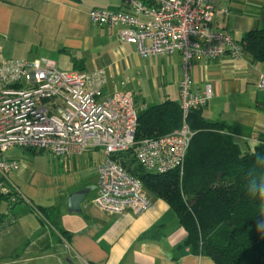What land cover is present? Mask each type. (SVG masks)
Instances as JSON below:
<instances>
[{"label":"crops","instance_id":"1","mask_svg":"<svg viewBox=\"0 0 264 264\" xmlns=\"http://www.w3.org/2000/svg\"><path fill=\"white\" fill-rule=\"evenodd\" d=\"M214 7L213 30L239 41L247 31L264 29V0H214ZM92 8L128 10L122 0H0V58H47L59 70H102L101 96L130 91L138 111L178 102L182 55L140 57L118 27L90 21ZM190 75L193 91L208 85L212 92L200 115L223 123L241 154L253 152L264 140V90L256 86L264 61L246 54L194 58ZM2 158L18 164L2 179L11 196L0 197V264H215L185 243L186 230L159 198L147 194L151 206L136 216L94 206L103 159L98 148L52 156L10 147ZM84 187L81 212H69L68 195Z\"/></svg>","mask_w":264,"mask_h":264},{"label":"built area","instance_id":"2","mask_svg":"<svg viewBox=\"0 0 264 264\" xmlns=\"http://www.w3.org/2000/svg\"><path fill=\"white\" fill-rule=\"evenodd\" d=\"M128 10L92 8L90 21L118 27L121 40L133 43L140 57L182 55L180 127L158 137L135 140L138 110L130 91L101 96L102 70H59L47 58H0V193L17 161L2 158L10 147L41 150L52 156L102 152L96 167L97 194L92 204L108 214L139 215L151 206L141 182L115 159L131 152L146 172L182 171L193 131L187 114L212 97L207 85L192 90L194 58L237 59L243 45L230 34L213 30L214 0H122ZM264 90V75L257 81Z\"/></svg>","mask_w":264,"mask_h":264},{"label":"trees","instance_id":"3","mask_svg":"<svg viewBox=\"0 0 264 264\" xmlns=\"http://www.w3.org/2000/svg\"><path fill=\"white\" fill-rule=\"evenodd\" d=\"M239 42L251 61H264V29L247 31ZM186 121L193 135L182 171L146 172L130 166L122 154L119 164L147 194L173 209L194 253L215 264H264V231L258 229L264 223V205L256 198L264 177V140L253 152L241 154L223 123L205 120L200 109L190 111ZM181 122L178 102L140 110L135 140L161 136ZM1 196L10 198L11 193ZM39 212L48 216L46 209Z\"/></svg>","mask_w":264,"mask_h":264},{"label":"water","instance_id":"4","mask_svg":"<svg viewBox=\"0 0 264 264\" xmlns=\"http://www.w3.org/2000/svg\"><path fill=\"white\" fill-rule=\"evenodd\" d=\"M88 188L84 187L73 193L69 194L67 197L66 208L69 212L80 213L82 203L84 202L85 195L87 194ZM68 264H73L71 261H68Z\"/></svg>","mask_w":264,"mask_h":264},{"label":"clouds","instance_id":"5","mask_svg":"<svg viewBox=\"0 0 264 264\" xmlns=\"http://www.w3.org/2000/svg\"><path fill=\"white\" fill-rule=\"evenodd\" d=\"M260 181V187L258 189V192H257V195H256V198H259L262 202V205H264V177H261L259 179ZM252 189L250 188L249 191H251ZM262 212H264V206H262ZM258 229L260 231H264V223L260 224L258 226Z\"/></svg>","mask_w":264,"mask_h":264},{"label":"rangeland","instance_id":"6","mask_svg":"<svg viewBox=\"0 0 264 264\" xmlns=\"http://www.w3.org/2000/svg\"><path fill=\"white\" fill-rule=\"evenodd\" d=\"M172 98V97H171ZM123 155L124 157H123V159L124 160H128L129 161V165L130 166H132V167H134V166H136V168L138 167V163L135 161V159H134V157H133V155H132V153L131 152H124V153H120V154H117L115 157H114V159L118 162V163H121L120 161L122 160L120 157H118V156H120V155ZM132 159H134L133 161V163L131 162V160ZM140 168V167H139ZM138 169V168H137ZM141 170H143L142 168H140ZM143 191L145 192V190H144V188H143ZM146 193V192H145ZM147 194V193H146Z\"/></svg>","mask_w":264,"mask_h":264}]
</instances>
